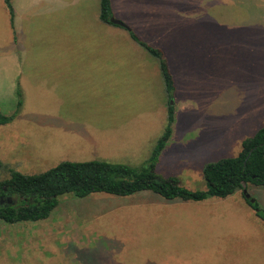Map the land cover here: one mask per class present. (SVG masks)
Here are the masks:
<instances>
[{
	"label": "rangeland",
	"instance_id": "374dc122",
	"mask_svg": "<svg viewBox=\"0 0 264 264\" xmlns=\"http://www.w3.org/2000/svg\"><path fill=\"white\" fill-rule=\"evenodd\" d=\"M77 1L61 14L62 51L76 52L77 65L108 62L122 84L107 96L100 89L80 92L76 110L93 128L96 113L102 114L108 124L98 135L102 148L128 144L124 136H134L135 146L117 161L140 167L166 125L168 99L158 61L126 29L99 23L100 0ZM244 5L245 0H110V18L167 60L174 123L155 172L189 190L203 191L204 166L236 157L242 142L264 128V17L250 22ZM257 8L264 13V0ZM28 115L34 123L19 116L13 127L0 129V181L8 178L7 169L35 175L63 161L92 159L77 152L82 148L54 144L51 126L47 132L36 114ZM246 192L264 210V187L248 184ZM85 257L95 264H264V224L241 190L201 202L167 201L151 192L84 199L68 194L45 220L0 222V264H80Z\"/></svg>",
	"mask_w": 264,
	"mask_h": 264
},
{
	"label": "crops",
	"instance_id": "0c3cea01",
	"mask_svg": "<svg viewBox=\"0 0 264 264\" xmlns=\"http://www.w3.org/2000/svg\"><path fill=\"white\" fill-rule=\"evenodd\" d=\"M9 1L13 19L10 18L5 0H0V112L6 116L12 114L6 112V108H16V89L19 87L22 90V105L16 117L22 116L34 123L28 114H36L37 123L46 126L47 132L51 126L54 144L67 148H84L77 152H88L84 154L93 156L90 160L79 159L77 162H122L117 160L120 156L127 155L132 146H135L131 142L135 137H129L127 134L123 140L128 144L102 148L98 135L102 132L103 136L105 128H108V124L103 122L102 114L96 113L93 128L86 123L87 120L80 119L85 118V113L80 114L76 110L77 99L83 96L80 92H96L100 89L105 91L107 96L108 90L110 93L120 81L115 76L116 70L110 68L108 62L105 66L102 62V65L96 67H91V62L89 67L77 65L79 57L76 52L62 51L64 46L60 38L61 14L79 4L78 1ZM259 3L260 0H245L247 20L250 22L264 17L263 10L257 8ZM66 15L69 17L71 13ZM66 20V23L72 21L69 18ZM97 20L100 24L103 23L100 18ZM131 53H135L134 50H131ZM145 64L147 66V63ZM125 81L126 78H123V83ZM120 83L122 84V81ZM163 101L161 105H164ZM87 113L89 114V111ZM12 122L1 125L0 129L13 127ZM143 130L146 129L143 127ZM140 133L139 131L137 134ZM42 154H46L45 151ZM80 264L95 263L93 260L87 262L85 257Z\"/></svg>",
	"mask_w": 264,
	"mask_h": 264
},
{
	"label": "trees",
	"instance_id": "16d2710c",
	"mask_svg": "<svg viewBox=\"0 0 264 264\" xmlns=\"http://www.w3.org/2000/svg\"><path fill=\"white\" fill-rule=\"evenodd\" d=\"M10 18L13 10L5 0ZM110 0H100L99 18L109 25ZM130 39L158 61L164 91L167 96L166 125L155 142L149 158L132 167L122 163L91 160L83 162L63 161L53 168L35 175H25L7 169L8 178L0 181V222L14 225L47 219L60 202V197L71 194L76 198H88L92 194H106L117 198L151 192L164 200L201 202L207 199H225L241 190L247 205L264 224V210L253 198H246L247 185L264 187V128L242 142L236 157L208 163L203 168L205 189L189 190L177 179L159 177L155 168L166 148L174 123V106L169 103L174 93V81L163 52L141 40L129 30ZM16 112L6 116L0 112V126L14 120L22 105L20 88L16 89ZM4 169L0 161V170Z\"/></svg>",
	"mask_w": 264,
	"mask_h": 264
},
{
	"label": "water",
	"instance_id": "95a60500",
	"mask_svg": "<svg viewBox=\"0 0 264 264\" xmlns=\"http://www.w3.org/2000/svg\"><path fill=\"white\" fill-rule=\"evenodd\" d=\"M109 22H110V24H112L114 26H118V27L124 28L127 31H129V28L118 20H115L113 18H109ZM243 193L245 194L246 198H249V195L247 194L246 190H243Z\"/></svg>",
	"mask_w": 264,
	"mask_h": 264
}]
</instances>
